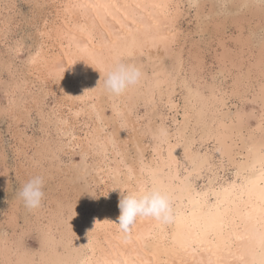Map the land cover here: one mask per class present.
<instances>
[{
  "label": "bare ground",
  "instance_id": "bare-ground-1",
  "mask_svg": "<svg viewBox=\"0 0 264 264\" xmlns=\"http://www.w3.org/2000/svg\"><path fill=\"white\" fill-rule=\"evenodd\" d=\"M226 2L234 8H223ZM4 3L0 43L9 25H17L10 14L16 0ZM33 5L36 46L16 67L21 44L12 42V57L2 65L10 76L4 91L11 102L1 110L15 125L14 155L32 146L49 162L46 171L27 169L19 160L20 179L26 184L46 177L53 186L44 209H28L43 242L38 259L22 247L11 257L0 236V264H264V32L254 54L242 35L246 23L259 30L264 4L33 0ZM190 8L194 30L182 25L192 20L185 19ZM207 18L213 25L202 27ZM224 22L234 24L230 38ZM201 32L206 39L198 38ZM117 63L135 65L143 74L121 96L104 87ZM49 94L54 97L48 105ZM230 97L242 105L255 102L257 111L244 105L232 111ZM33 110L40 134L26 131ZM1 186H8L6 179ZM142 187L168 193L174 218L170 223L138 218L126 234L113 223L121 193ZM20 202L14 197L9 205L8 224H17Z\"/></svg>",
  "mask_w": 264,
  "mask_h": 264
},
{
  "label": "rangeland",
  "instance_id": "rangeland-1",
  "mask_svg": "<svg viewBox=\"0 0 264 264\" xmlns=\"http://www.w3.org/2000/svg\"><path fill=\"white\" fill-rule=\"evenodd\" d=\"M4 2L5 0H3L0 3L1 6H4L5 4ZM184 6L186 7L185 2H184ZM223 8L233 9L234 6L231 5V2H226L224 3ZM188 11H189L190 16L185 17V19L187 20L192 19V20L189 21V23L182 21V25L185 27L188 26L190 29L194 30L197 26L194 17H192L194 14V11L192 8L188 9ZM238 12L235 11L234 16H236ZM3 13L5 15L8 14L6 11H3ZM241 13L242 12H240V14ZM10 14H12L13 22H17L15 23V25L16 24L17 25L15 27L9 25V28L11 29H9V31L7 32V36H5L6 38L0 43V140H1L0 149L2 148L1 150H3L4 155H5L4 159L0 157V236H3L6 239V243L9 244V248L11 249L8 252L11 253L10 255L11 257H14V253L18 252L20 248L22 247L23 250H27L29 251L30 254H33L35 258L34 260L36 261L38 259L39 253L42 250L43 242H42V238H41V234L39 230L36 227L31 225L32 223H34V220L28 214L29 213L28 208L25 207V204L22 198L19 196V193L22 190L24 183L20 179L15 168H18L19 167L18 164H21L19 163V160H20L22 164L25 165V168L27 167V169L32 166H35V167L38 166L41 169H45L46 171H48L47 168H48L49 162L46 161L44 158L39 159V157H37L34 154L32 146H30L26 151H23V153L20 154L18 157L14 155V152L12 149H14L13 146L16 144V142L13 141L11 132L15 128V125H13L14 123L10 121L9 115H5V113L1 109L7 108V106L9 105V102H11V100H7L8 96L6 95L7 93L4 91V87L5 88L9 87L7 83L9 82L10 76L7 72H5L2 65L5 63L7 59H10L12 57L10 46L13 44L12 42L14 41H17L19 44H21L20 46L21 51L17 54L15 59H13L15 61L14 64L16 65V67L22 66L24 61H26L27 59L28 53H31L34 51L35 46H36V42H35L36 38L34 37V28L38 22V19H37V14L35 11V6L33 5V0H16V7L14 9V12L13 13L10 12ZM263 15H264V11H263ZM210 20H212V18H207V20H204V21L201 20L202 27L204 26L208 28V24L209 26L210 24L213 25L214 21L209 23ZM262 23L264 24V21L259 22L260 27L258 31L255 30L253 23L251 24L253 26L252 30L250 29V26H249L250 24H247V23H246L247 25L245 24L246 27H244V30H243L242 35L247 36L248 38L246 40L247 42L250 41L251 43L250 51L253 52V54L254 52H257L256 49L258 47V43L260 39L259 38L260 32L261 31L264 32V27H261V25H263ZM233 26L234 24L232 25V23L229 24L227 22L226 23L224 22V26L222 27L223 28L222 30L224 32L225 37L230 38L231 34L234 33ZM209 29L211 32L214 30L213 27L212 28L209 27ZM203 34L204 33L201 32L198 35V38L201 37ZM206 37L207 35L202 36L201 40L206 39ZM228 43H231L232 45V42L228 41ZM201 44L203 45V43ZM209 48H210V51L214 50L211 47ZM230 48L234 49V45L230 46ZM209 55L210 54L208 53L207 54L208 62H210V59H211ZM245 56H247V53H245ZM208 62H207L206 71H208L210 67ZM218 66L219 65L216 64V62H214L213 65L211 66V69L213 71L218 70ZM257 85L258 84H256L255 88H257ZM47 97L48 98H46L45 101L49 105L52 103L54 95L49 94ZM177 99L181 103L179 94H177ZM227 104L228 106H230L232 111L236 109H240L242 105L241 102L237 98H234V97L233 98L230 97V99L227 101ZM243 105L244 107L246 106V108L249 110H250V107L251 108L253 107L254 111H257L256 110L257 104L255 102L247 101V103L245 102V104L243 103ZM28 115H30L29 117H32L31 118L32 121L30 122V124L27 125L31 127H27L26 131L28 133L35 131L36 134H40L39 130L36 129V127L38 126V118L35 116L36 115L35 110L30 111ZM22 126H23V123H20L19 127H22ZM45 178H43L44 180L43 190L46 193V191L50 187L53 186V181L47 180ZM3 179H6L8 182V186L6 188L1 186V180ZM14 197H20L21 202H20L19 210L17 211L18 216H19V218L17 219V224L12 225L6 222L7 221L6 214L9 213V205H11V202ZM45 206H47L46 197L44 198L42 208L44 209ZM63 211L64 213L62 216H65L66 214H68L67 208L63 209ZM23 215H26L24 216L25 218H27L26 221H24V218L22 217ZM19 235L21 238L19 237ZM66 240H67L66 237H63V239L61 240L59 239L58 247L64 244Z\"/></svg>",
  "mask_w": 264,
  "mask_h": 264
},
{
  "label": "clouds",
  "instance_id": "clouds-1",
  "mask_svg": "<svg viewBox=\"0 0 264 264\" xmlns=\"http://www.w3.org/2000/svg\"><path fill=\"white\" fill-rule=\"evenodd\" d=\"M264 4V0H260ZM142 71L135 65L124 63L114 64L104 79L105 90L114 96L123 95L130 87L137 85L142 78ZM44 180L36 176L24 184L19 196L29 210H39L45 198ZM118 208V222L124 233H130L137 219L151 217L161 223L173 220L172 201L168 193L159 188H140L135 192L121 193Z\"/></svg>",
  "mask_w": 264,
  "mask_h": 264
}]
</instances>
